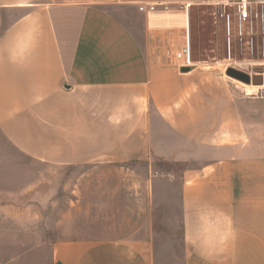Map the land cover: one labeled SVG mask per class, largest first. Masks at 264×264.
<instances>
[{
	"label": "crops",
	"instance_id": "crops-1",
	"mask_svg": "<svg viewBox=\"0 0 264 264\" xmlns=\"http://www.w3.org/2000/svg\"><path fill=\"white\" fill-rule=\"evenodd\" d=\"M109 1L117 15L84 0H0V145L54 168L184 163L172 264H264V128L249 94L218 64L173 63L193 8L240 0ZM24 168L0 159V205ZM158 255L148 238L61 241L49 264H165Z\"/></svg>",
	"mask_w": 264,
	"mask_h": 264
},
{
	"label": "rangeland",
	"instance_id": "rangeland-1",
	"mask_svg": "<svg viewBox=\"0 0 264 264\" xmlns=\"http://www.w3.org/2000/svg\"><path fill=\"white\" fill-rule=\"evenodd\" d=\"M84 1L97 3L117 15L109 0ZM191 14L193 61L220 64L224 79L245 93L246 86L257 87L259 91L247 98L252 102L256 128H264L261 17L254 21L252 29L246 23V32L241 37L232 6L196 7ZM228 15L232 18L230 34ZM122 17L132 26L128 18ZM229 70L242 72L251 81L229 75ZM255 77L263 81L256 84ZM242 90H237L238 97L245 96ZM258 140L264 141V136ZM0 159L13 160L25 167L13 172L20 178L14 184L19 194L0 205V263L49 264L53 246L61 241L145 238L153 240L159 260L165 264L179 260L180 176L188 169L184 163H167L152 155L142 161L54 168L29 164L3 144Z\"/></svg>",
	"mask_w": 264,
	"mask_h": 264
},
{
	"label": "built area",
	"instance_id": "built-area-1",
	"mask_svg": "<svg viewBox=\"0 0 264 264\" xmlns=\"http://www.w3.org/2000/svg\"><path fill=\"white\" fill-rule=\"evenodd\" d=\"M227 6H232L236 12L238 20L237 29H239V36H244V33L246 32V23H249L252 29L254 21L257 20V18L259 17H261L262 28L264 30V0H240L239 2L225 5L224 8ZM156 8L157 5L148 6V8H146L145 6H141L139 9L141 11L155 12ZM163 8L165 10H168V6H163ZM181 8L187 10L188 13L189 6H181ZM258 8L260 9V11H258ZM231 22L232 18L230 15H228L227 29H229V34L231 33ZM173 63H177V65L180 66L181 70H188L195 65V62L192 59V50L190 47L189 40L185 45L184 49L174 54Z\"/></svg>",
	"mask_w": 264,
	"mask_h": 264
},
{
	"label": "water",
	"instance_id": "water-1",
	"mask_svg": "<svg viewBox=\"0 0 264 264\" xmlns=\"http://www.w3.org/2000/svg\"><path fill=\"white\" fill-rule=\"evenodd\" d=\"M228 74H229V75H233V74H235V75H238L239 77H244V78H245L246 80H248L249 82L251 81L250 78H249V76L245 75V74L242 73V72L239 73V72H236V71L229 70V71H228ZM259 80H260V82L263 81V79H261V77H255V78H253V82L256 83V84H257V82H259Z\"/></svg>",
	"mask_w": 264,
	"mask_h": 264
},
{
	"label": "bare ground",
	"instance_id": "bare-ground-1",
	"mask_svg": "<svg viewBox=\"0 0 264 264\" xmlns=\"http://www.w3.org/2000/svg\"><path fill=\"white\" fill-rule=\"evenodd\" d=\"M218 65H220V64H218ZM262 87H260V88L263 89ZM245 91L247 92V94L252 95L253 93H256L257 91H259V89H257V87H251L250 86V87H247V89L245 88Z\"/></svg>",
	"mask_w": 264,
	"mask_h": 264
}]
</instances>
